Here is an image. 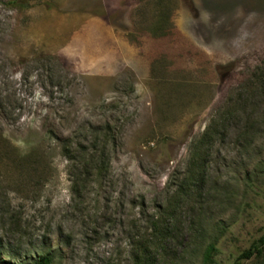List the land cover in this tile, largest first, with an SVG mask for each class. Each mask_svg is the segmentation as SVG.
<instances>
[{
  "label": "rangeland",
  "instance_id": "obj_1",
  "mask_svg": "<svg viewBox=\"0 0 264 264\" xmlns=\"http://www.w3.org/2000/svg\"><path fill=\"white\" fill-rule=\"evenodd\" d=\"M10 1L0 264H234L264 233V0Z\"/></svg>",
  "mask_w": 264,
  "mask_h": 264
},
{
  "label": "trees",
  "instance_id": "obj_2",
  "mask_svg": "<svg viewBox=\"0 0 264 264\" xmlns=\"http://www.w3.org/2000/svg\"><path fill=\"white\" fill-rule=\"evenodd\" d=\"M25 3V0H12L10 1L9 4L15 6V5H23ZM63 149L65 150V154L70 153V149L68 148V145H65L63 147ZM67 157L70 158L69 155H67ZM71 160H73L72 158H70ZM103 163V161H101ZM104 165H101L100 167H96V173L101 170H103ZM86 169V168H85ZM88 176H90V174L86 171L83 172L82 176H79L76 180H74L71 184V192L74 194H79V191H81L80 189V185L85 186L87 184V178ZM89 179V178H88ZM91 181V180H90ZM80 186V187H79ZM83 192V191H81ZM263 210H264V206H263ZM167 229L163 234V237L167 236ZM162 239H158L157 243H159ZM264 248V233L263 235L252 245L250 246L249 249L243 251L236 259V261L234 262V264H240V262L242 260H250L253 257L260 255L262 249ZM217 254V250L214 246V244H208L205 252H204V261L206 263H210L212 264L214 262V256H216ZM51 259L48 256H42L40 257L35 264H51Z\"/></svg>",
  "mask_w": 264,
  "mask_h": 264
}]
</instances>
